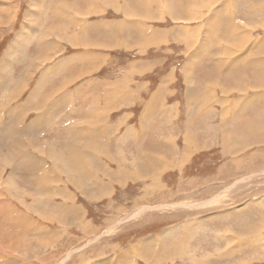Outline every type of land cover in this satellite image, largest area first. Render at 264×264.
Wrapping results in <instances>:
<instances>
[{"label": "rangeland", "instance_id": "obj_1", "mask_svg": "<svg viewBox=\"0 0 264 264\" xmlns=\"http://www.w3.org/2000/svg\"><path fill=\"white\" fill-rule=\"evenodd\" d=\"M147 1H152L150 9L148 5L143 6ZM184 1L109 0L104 5L100 0H67L66 3L62 0H0V75L1 69L14 66L9 81L17 78L14 86L18 94L16 101L15 97L8 99L11 96H6V104L0 102V120L6 127L2 133L4 137L10 135L13 125L34 127L39 120L38 125L48 132L40 134L43 140L39 144V140H33L31 135L24 136L30 137L32 151L23 149V157L28 152L35 156L39 153V159L43 156L42 162L33 159L31 164L23 162L21 155L5 159L11 154L6 152L7 142L0 133V150L4 153L1 155L0 151V264H44L40 248L35 243L36 233L27 234L26 229L34 230L40 223L56 225L54 220L60 224L62 231L67 232L66 236L71 233L88 235L76 240V244L70 247H82L89 252L78 254L77 250H70L66 255L70 257L69 264H149L150 252L148 257L138 256L143 259L139 262L130 253L129 258H125L127 255L124 253V250H131L128 246L139 243L142 251H148L149 246H143L145 239L157 241L154 246L159 245L153 264H264V59H260L264 57V49L259 48L264 39V10L261 15L249 16L253 8L259 9L260 0H243L240 3L238 0H187L186 5ZM138 2L145 3L138 5ZM156 8L160 10V17L167 18L166 24L175 30L173 35L169 34L174 41L169 42L165 34V49L150 47L157 42L151 39L149 31L161 24L155 18ZM56 10L62 11L60 18L56 16ZM196 12L200 13L201 21H194ZM224 15L237 20L239 27L246 30L242 49L234 45L231 49H211L218 40L210 26L215 27L216 21L222 20ZM72 18L93 22L97 27L109 19L110 27L120 24L116 30L121 40L112 35L108 39L103 38L96 31L93 37H89L90 44L86 46L78 36L88 29L82 25L79 32H73L72 29L79 24L70 21ZM54 21L62 27H52L56 23ZM229 22L227 20L221 27L222 32L230 28ZM24 26H28L30 32L34 30L32 39L36 37L35 44L43 49H53L54 46L49 43L60 40L63 49L67 50L54 56L55 61L53 56L34 48L29 49L30 53L18 51L11 64L8 62L14 51L11 48L16 45L15 41ZM27 29L24 34L29 36ZM68 41L75 45L66 44ZM85 50L89 52L91 63H87L90 73L81 71L76 74L74 70H63L61 78L62 81L70 79L66 89L74 91L81 83L87 84L85 79L97 77L94 82L90 81L89 93L96 90L104 99L107 93H111L109 98L116 103L112 107L116 109L114 111L108 106L103 108L109 116L108 125L118 113L125 116V121L121 120L124 126L133 119L140 120L138 113L143 103L132 101L131 94L134 89H143L141 83L146 79L150 80L152 88L156 86L153 82L162 79L163 75L177 72L175 86L181 91L178 93L182 102L180 109L166 107L155 111L158 119L154 122L158 120L159 125L163 124L161 117L164 112H172L173 123L170 126L173 127L170 130L176 132V140L173 139L176 142L172 143L174 152L167 147L161 154L146 155L145 160L160 159L144 166L154 175L144 173L140 176L142 180L140 177L132 179L136 177L132 171H137V166H124V173L131 171L128 176L121 175L122 179L116 178L113 184L104 188L103 192L112 198L106 197L103 189L99 192L96 187L104 179L100 182L98 176L105 175L106 169L111 170L109 173L119 169L116 156H110L113 159L111 165L87 166L88 171L84 166H69L75 156V148L70 144L74 130L70 126L78 128L80 124L75 120L70 122L69 117L74 112L68 100L71 96L65 98L61 91L62 99L68 102H56L60 103V129L53 135L48 131L52 127L50 120L47 126L50 105H46L43 114L39 113L38 106L43 105L44 100L34 107L36 111H29L28 115L24 111L22 117L13 116L16 113L14 108L21 99L27 101L31 96L37 99L48 94L45 92L47 80L40 81L55 67L58 57ZM93 53L97 54L93 56ZM163 57L166 59L161 60ZM162 61L164 64L154 73L145 71L149 64ZM78 65L81 63H74L71 68ZM76 76L78 78L74 80ZM118 77L124 81V86L117 82ZM53 78L58 79V74ZM193 78L199 80L190 81L192 87L183 96V81ZM100 80L108 83H100ZM50 95H47L48 98ZM49 100L52 104V98ZM168 121L169 118L165 119L170 124ZM163 126L167 131L168 128ZM16 127L14 131L21 134ZM147 128L150 129L148 138L158 130L154 123ZM55 138L61 144V155L59 163L54 166L48 163L45 154L51 148L49 142ZM99 138L96 137L98 141ZM75 139L84 140L79 136ZM126 139L128 151H132V139L130 136ZM117 145L110 143L108 152L115 155ZM151 146H154L153 141ZM168 149L170 153H167ZM185 149H188L187 153ZM182 157H188V161L181 166ZM160 160L167 162L166 168L164 163L159 164ZM100 161L103 163L104 160ZM154 178L161 182L157 187L159 190L154 189ZM150 189L153 193L148 194ZM74 193L80 196L74 197ZM48 204L60 205L55 219L50 215ZM43 207L49 211L42 215ZM66 207L76 210V214L83 210L84 214L69 217L68 214L73 216L75 213L67 212ZM135 213L134 217L128 218ZM82 218L88 223L85 224L87 229L83 228L86 232L80 233ZM110 241H115L114 245L119 244V251H114ZM163 241L165 245L161 249ZM106 244V253L110 254L107 259L103 246ZM60 248L55 249L57 257ZM134 252L138 254L137 250ZM60 262L56 264H63L64 259Z\"/></svg>", "mask_w": 264, "mask_h": 264}, {"label": "crops", "instance_id": "obj_2", "mask_svg": "<svg viewBox=\"0 0 264 264\" xmlns=\"http://www.w3.org/2000/svg\"><path fill=\"white\" fill-rule=\"evenodd\" d=\"M100 1L103 2L104 5L108 4V2H109V0L108 1L107 0H100ZM185 1H187V0H185ZM185 1L183 2V4L186 5L187 2H185ZM238 1L240 3L243 0H238ZM62 2L66 3L67 0H62ZM151 2L152 1H147V4L145 2H138L137 4L141 5V4L145 3L143 6L148 5L149 6L148 9H150L152 7ZM129 4H131V3H129ZM263 10H264V0H260L259 9L255 10L253 8L252 11L249 12V16L255 17V15H257V14L261 15L260 13ZM159 12H160L159 8H156L155 18L161 24H159V26H157L153 30L149 31L151 33V36H152L151 39L155 40L157 42V44L156 45L152 44L150 47H158L160 49H165V45L167 44L165 34L168 36L169 42L174 41L173 38H169V34L173 35V33H175V30H174V27H172L169 24H166L167 18H165V20H164V18L160 17ZM251 13H252V16H251ZM55 14L57 17H59V16H61L62 11L56 10ZM200 16H201L200 13L196 12L194 14V18H196V19H194V21H201ZM3 17L7 18L6 16H3ZM227 20H230V22H231V23L229 22V26L231 25L230 28H232L234 26L236 28V26L239 24V22L237 20L232 19V18L224 15L222 20H220L219 22L216 21L215 27L213 25H211L210 28L214 29L215 32H213V33L215 35H217V40L221 42V44L218 45V41H217L212 46L211 49H224L226 46L228 47V44H225V43L223 44L225 39H229L231 41V43L235 42V43L230 44L231 46L229 47V49H231L233 45L237 49H240V48L242 49V47H244V42H245L246 36L243 37L242 39L239 38L240 41L238 39H237L238 41H236V38L234 39V35H233V37L232 36L230 37L228 30L226 32H222L221 27H224V24L226 23ZM70 21H72L74 24H79V26L76 25L72 29L73 32H79L82 25L86 26V28L88 29L85 34L81 33L80 36H78L80 41L86 43V46L90 44L88 42L89 40L87 38H89L90 36L93 37V33H95L96 31H99V34L103 38L108 39L109 36L112 35V36H116L118 41L121 40L119 31L116 30V29H119L120 24H116L115 27L114 26L110 27L109 19H106V21L104 20L103 22H101L99 24V27H97L93 22H91V23L82 22V21L78 20L77 18H72ZM54 22H56V21H54ZM55 26L58 28H60V26L62 27V25L59 24L58 22L54 23V26H52V27H55ZM27 27L28 26H24V28L20 31L21 34L19 33V36L17 37V39L15 41V43H16V45H14L15 47L13 46V48H11V49H14V51L12 53V57L10 56V60L8 61V62H11V64L14 63V60L12 58L16 55V53L18 51H21V53H24L25 51L27 53H30L29 49L34 48V50H38L40 53L46 52L50 56H53V60L55 61L56 55H59L62 51L67 50V49H63V46L61 45L60 40H53L49 43L50 45L54 46L53 49H43V47L38 46V43L35 44L36 37H34L31 41L28 42L29 38L33 35L34 30L32 32H30V30L27 29ZM35 28L36 27H34V29ZM235 28H234V31H235ZM26 29H27V32H29L28 33L29 36H26L24 34ZM241 30H242V32L244 31V29H241ZM244 32H246V30ZM75 36H77V35H75ZM181 37H182V34H181ZM235 37H237V35H235ZM182 40L185 41L183 37H182ZM263 40L261 41L262 45H260V49H263ZM36 41H38V40H36ZM68 42L66 44L75 45V44L71 43L72 41H70L69 43ZM213 43L214 42L212 41V44ZM241 43H242V47H241ZM116 48H121V47L116 46ZM88 53L89 52L86 50L81 51V52L75 51V52L70 53L66 57H63V58L58 57L56 60V63L54 64L55 67L50 71V73L47 76H43L40 83H42L44 80H47L48 83L46 85L45 92H48V94L51 93L49 98H52V104H51V102L47 96L48 94H44L42 97H37V99H35L34 96H31L27 101H24L21 99L19 104H17V107L14 108L16 113L13 114V112H14V110H13V112L11 114H13V116L19 115L20 117H22V113L24 111H26L25 114L28 115L29 111H36V109H34V107H36L38 105L40 100H44L45 101L44 104L43 105L39 104V106H38V108L41 110L39 113L43 114L44 110L46 108V105L47 104L50 105V111H49L50 114H49V118L47 120V126H48V122L50 120L52 123V127L48 128V131H49V134L53 135V134L57 133L60 129V103L58 102L56 104V102L62 101V100H67V99H62L63 95H61V91L64 92L65 98H68L69 96H71V99H68V100H69V104H72L71 108L74 107V112L69 117L70 122L75 120V122L79 121L80 124L78 125V128L74 127V126H70L74 130V135L72 137L73 140L70 139V144H73L72 147L75 148L74 149L75 156H74V160L70 161L69 166H84L86 168V170L88 171L87 166H102V164H104V165L106 164V166L111 165V162L113 161V159L110 156H116L115 159L117 162V166L119 167V169H117V172L109 173L111 170L106 169L105 175L98 176V177H100V182H101L102 178H104V179L102 180L101 184H99L96 187V190H98L100 192L103 189L102 190V192H103L104 188H106L108 184H113V182H115L117 179L118 180L122 179L121 175L126 176V177L128 176V174L131 171L127 170L124 173V170H123L124 166L130 165V164L137 166L140 173L138 172V170L132 171V173L134 175H136V177L133 176L132 179L138 178V176H141L144 173L151 174V172L149 170H147L144 166H150L160 159V158H156L153 161L145 160L146 155H150V154L158 155L159 153L161 154V152H163L165 150V148H167V147H169L172 150V152H174V147H172L173 144H171V143H172V140L175 139L176 132H171V130H170L173 127V126H170L173 123L171 120L172 112L171 111H167V112L165 111L164 116L161 117V120H163L162 121L163 124L159 125L158 120H157V122H154L155 119H158V117L155 115V111H156V109H158V111H160V109L163 110L166 107H168L169 109H180L179 105H181L182 102L180 103L181 100H180V96L178 95V93H180L181 91L177 85L175 86V82H176V80H178V78L176 77L177 72L174 74H173V72H169L168 74L163 75L162 76L163 78L161 77L162 79H159L160 81L158 80L159 81L158 84H157L158 81L153 82L151 79V81L154 84H156V86H154L152 88H151L152 84H151L150 80L146 79L145 81H143L146 83H143V82L141 83V87H143V89H138V90L134 89V90H132V94H131V100L132 101L143 103L142 110L138 113V114H140V117H139L140 120L137 122V120L134 121V119H133V122H130L128 125L124 126L123 125L124 122H122L121 120L125 121V116L122 113H118L116 115V117H114L112 119V122L110 123V125H108V124H106V121H107L109 116L103 110V108L105 106H108L112 111H114L116 109H114L112 107H113V104L115 102L111 101L109 98L112 95L111 93H107V98H105V99H104L102 94L96 93V90H93L89 93L90 81L94 82L97 79V77H96V79H92V78L85 79L87 84L81 83L80 85H78L76 87V89L74 91L66 89L67 86L70 84V79H69V81H67V80L62 81V78H61V75H63V72H62L63 70H64V72H69L70 70H74L76 74L81 73V71L83 73L86 72V74L90 73L89 64L87 63V61H89V59H88L89 54ZM31 54L34 55L32 53V51H31ZM96 54L97 53H93V56H95ZM99 55L102 56V54H99ZM163 59H166V58L163 57L161 60H163ZM260 59H264V57L261 56ZM28 60H29V58H28ZM74 63H81V65H78V66L71 68V65ZM163 64H164V61L157 62V63L154 62L152 64H149L145 68V71L147 73H150V72L154 73ZM13 67L14 66L11 65L10 68H6L5 70L1 69L2 73L0 75V92H1L0 95L2 93L3 94L0 96V102L4 103V104H6V101H5L6 96H11L8 99H13L15 97V101L18 98V94L15 93L17 90L14 86V84H15L14 80L17 78L13 77L14 80L9 81ZM261 70H262V65H261ZM57 74H58V79L53 78ZM169 74H172V75L168 76ZM77 78H78V76H76L74 78V80H76ZM171 80H172V82H170ZM192 80L195 82L196 81L198 82L199 79L193 78L191 80L185 79L183 81L185 83L184 89H181L183 91V96L187 93L188 89L190 87H192V84L190 83V81H192ZM99 82L105 83V84L108 83L107 81H101V80ZM117 82L119 84H121L122 86H124V81L120 77H118ZM19 83H20V81H19ZM149 85H150V87H149ZM145 91H148V92H145ZM70 92L72 94H68ZM1 98H3V99H1ZM117 101H118V99H117ZM165 101H167V103L163 104V102H165ZM80 102H82L83 104H81ZM47 108H48V106H47ZM0 112H1V110H0ZM167 118H169L168 122L170 124H167L165 122V119H167ZM34 120L37 121L38 119L34 118ZM38 122H40V120L36 122L34 127H21L19 125L18 126L13 125L11 134L4 137V133H2V131L5 132L6 127L2 124L3 121L0 120V125L3 127L2 129H0V133H1V135H3V137L6 139V142H7L6 152L11 154V155H7L5 157V159H7V157H9V156L21 155L22 161L23 162L27 161L28 164L33 163V159L37 162L42 161L43 156L41 157V159H39L38 158V156L40 155L39 153H37V155L35 156V155L30 154L28 152L23 157V153H25V152H23V149H27V150L32 151V148H30V144H29L30 137L33 140H39L38 141V144H39L40 141L43 140V138L40 136V134H43V133L47 134L48 133L44 128H42V127H40V125H38ZM115 122H117V123H115ZM152 123L156 124V126L158 127L157 128L158 130L155 132V135L152 134L151 137L148 138V135L150 133V129L147 127H150ZM163 125H165L166 128H168L167 131L165 130ZM15 127L20 130L22 135L20 133H17L14 131ZM103 134H106V135L104 136ZM26 135L27 136L31 135V136L29 138L28 137L26 138V137H24ZM76 136L84 138L83 142H80L79 140L75 139ZM99 136H100V138L98 141L96 139V137H99ZM126 136H130L132 139V142L134 145V149L132 151H128L129 146L126 143V140H127ZM56 141H57V139L55 138L51 143L49 142V145L51 146V148L47 149L46 154H45V159L47 158L49 161L48 163L52 164L54 166L59 163L60 155H61V146H60L61 144H60V142L57 143ZM152 141L154 143V146H151ZM110 143L111 144H118L116 146L117 152L115 155L110 154L108 152V148L110 147ZM157 145H159L160 148L157 149L156 148ZM32 147H33V149H35L34 145H32ZM19 148H21V149H19ZM170 149L167 150V153H170ZM160 150H162V151H160ZM185 150L184 151L187 153L188 149H185ZM154 151H159V152L155 153ZM3 154L4 153L1 151V155H3ZM164 156H165V153H163V157ZM183 158H184L185 162L181 163L182 165H184V163H186L188 161V157H182V159ZM185 158L187 160H185ZM77 159H78V161H77ZM100 160H104L103 163ZM4 163H6V162L4 161ZM160 163L161 164L164 163V165H165L167 162L160 160L159 164ZM177 164H179V163H177ZM107 175H108V178L105 179ZM151 175H154V174L152 173ZM141 180H142V178H141ZM22 193H23V190H22ZM103 194L106 197L112 198V197H110L111 195L110 194L108 195L107 192H103ZM73 196L78 197L80 195L74 193ZM48 207L50 208L51 211H49L46 207H43L41 214L43 215L49 211L50 215H53L52 217L55 219V217L57 216L56 214L59 213L60 205L55 204L52 206L51 204H48ZM66 211L67 212H73L74 210L66 207ZM74 213L75 214L73 216L70 214H68V216L69 217H76L78 215H83L84 211L80 210V213L76 214V210H75ZM81 220H83V221H81L79 224L80 225L79 226L80 233L86 232V230L84 231L83 228L87 229V227H85V224L88 223V221L84 220L83 218ZM55 221H56V225L51 226L49 224L40 223L39 226L34 230H28V228L26 229L27 234L36 233V242L35 243L40 248L39 252L42 253L44 264H56L57 262H60L62 259H64L63 264H69L70 263V261H69L70 257L69 256L66 257V255L72 249L77 250L78 254L89 252V251H85L82 247H77V248L70 247V245L74 246L76 244V242H75L76 240H82V237H85L88 235L81 236V235H76L74 233H71V234H69V236H66L67 232L62 231L61 227L59 226L60 224L57 222V220H54V222ZM92 235H90L87 238H84L83 240L84 241L87 240ZM63 240H64V242L62 243ZM146 241L153 242V240H151V239H145L143 242H146ZM114 243H115V241H110V244L113 245L114 251L117 252V251H119V247H118L119 244L114 245ZM163 243H164V241L161 242L162 247L165 245V244L163 245ZM153 244H157V241H154L153 243L143 244L145 246L146 245L149 246L148 251H142L140 243H139V245L138 244H134V245L132 244V245L128 246L129 248L131 247V250H129V253L136 260L138 258V256H141L142 254H144L146 252H150V254H151L150 260L151 261L149 264H153L154 258H156V256H157V254H156L157 249L159 247V245L154 246ZM58 246H61V248H60L61 250H60L59 256L57 257V253H56L55 249ZM103 246L105 247L104 253H105L106 259H107V257H109V255H110V254L106 253V249L108 247H107V244H106V246L105 245H103ZM83 247H86V245H83ZM123 248H127V247H123ZM136 250H137L138 254H136L134 252ZM120 251H121V249H120ZM125 258H129V257L126 256ZM139 260L142 261L143 259L138 258L137 262H139ZM60 263H62V262H60ZM197 263L201 264L200 262H197ZM86 264H99V262H93V263L89 262Z\"/></svg>", "mask_w": 264, "mask_h": 264}, {"label": "bare ground", "instance_id": "obj_3", "mask_svg": "<svg viewBox=\"0 0 264 264\" xmlns=\"http://www.w3.org/2000/svg\"><path fill=\"white\" fill-rule=\"evenodd\" d=\"M94 1H95V0H94ZM107 1H108V0H107ZM101 3H102V2H101ZM108 3H109V2H108ZM254 9H256V8H254ZM232 14H233V13H232ZM45 15H46V14L43 15V20H44V16H45ZM172 16H173V14H172ZM251 16H252V13H251ZM173 17H174V16H173ZM197 19H198V18H197ZM230 23H231V22H230ZM243 25H244V24H243ZM228 26H229V24H228ZM239 26H240V25L238 24V25L236 26V28H235V26H234V27H232L233 29H232V28H228V29H227V30L229 31L228 33H229L230 37H231V36L233 37V35H234V39L236 38V41H238L239 38L242 39L243 37H245V33H246V32H244L245 30L242 32V31H241L242 27H239ZM244 27H245V26H244ZM234 28H235V31H234ZM247 28H248V27H247ZM38 29H39V28H38ZM38 29H37V32L39 31ZM262 29H263V28H262ZM86 30H87V29H86ZM225 30H226V29H225ZM53 31H55V30H53ZM231 33H232L233 35H232ZM53 34H54V33H53ZM219 34H220V33H219ZM227 35H228V34H227ZM235 35H237V37H235ZM32 37H33V35H32L29 39H32ZM58 37H59V35H58ZM230 37H229V38H230ZM258 37L260 38L261 36L259 35ZM68 38H69V39H70V38L72 39L71 36H69ZM227 38H228V37H227ZM87 39H89V38H87ZM237 39H238V40H237ZM85 40H86V39H85ZM231 40H232V39H231ZM243 40H244V39H243ZM225 41H226V43L228 44V47L226 46V47L224 48V47L222 46L224 49H229V47L231 46L230 44L235 43V42L230 43L231 41L229 42V39H225L224 42H225ZM233 41H234V40H233ZM239 41H240V40H239ZM81 42H82V41H81ZM226 43H225V44H226ZM238 44H239V43H238ZM263 44H264V42H263ZM239 46H240V45H239ZM241 47H242V43H241ZM263 47H264V46H263ZM242 48H243V47H242ZM259 48H260V47H259ZM240 49H241V48H240ZM263 49H264V48H263ZM252 52H253V51H252ZM256 53H257V52H256ZM256 53H255V54H256ZM248 54H249V53H248ZM227 55H228V54H227ZM49 58H50V57H49ZM236 58H237V57H236ZM236 58H235V60H236ZM236 61H237V60H236ZM258 61H259V60H258ZM236 63H237V62H236ZM256 64H257V63H256ZM232 70H233V69H232ZM190 78H191V77H190ZM260 81H261V80H260ZM64 85H65V84H64ZM64 85H63V86H64ZM206 85H207V84H206ZM227 85H228V84H227ZM229 86H230V85H229ZM231 86H232V85H231ZM236 87H237V86H236ZM238 87H239V86H238ZM247 89H249V87H248ZM232 91H233V90H232ZM234 91H235V90H234ZM223 92H224V91H223ZM246 92H247V91H246ZM15 93H16V92H15ZM214 93H215V92H214ZM11 94H12V93H11ZM229 94H230V93H229ZM261 94H262V93H261ZM14 95H15V94H14ZM126 95H127V94H126ZM126 95H125V96H126ZM254 95H255V94H254ZM242 97H243V96H242ZM245 98H246V97H245ZM210 99H211V98H210ZM223 100H224V99H223ZM224 101H225V100H224ZM67 102H68V100H67ZM67 104H68V103H67ZM148 106H149V105H148ZM210 108H211V107H210ZM150 110H151V109H150ZM152 112H153V111H152ZM14 114H15V113H14ZM151 114H152V113H151ZM204 116H205V115H204ZM35 121H36V120H35ZM35 124H36V123H35ZM0 136H1V135H0ZM134 137H135V136H134ZM1 138H2V137H1ZM140 138H141V137H140ZM82 139H83V138H82ZM192 141H193V140H192ZM172 143H175V142L172 140ZM172 143H171V144H172ZM139 144H140V143H139ZM196 144H197V143H196ZM196 144H195V145H196ZM193 145H194V144H193ZM136 149H137V148H136ZM138 150H139V149H138ZM150 150H151V149H150ZM185 151H186V150H185ZM121 152H122V151H121ZM191 153H192V151H191ZM188 154H189V153H188ZM176 155H177V154H176ZM184 155H185V154H184ZM147 156H148V155H147ZM150 158H151V157H150ZM159 158H160V157H159ZM147 159H148V158H147ZM149 160H150V159H149ZM183 160H184V158H183ZM185 160H187V159L185 158ZM41 162H42V161H41ZM173 162H174V161H173ZM183 162H185V161H183ZM143 163H144V162H143ZM146 163H147V162H146ZM155 163H156V162H155ZM181 163H182V162H181ZM143 165H144V164H143ZM149 165H150V164H149ZM175 165H176V164H175ZM180 165L182 166V164H180ZM165 166H166V165H164V168H166ZM167 167H168V166H167ZM154 168H155V167H154ZM154 168H152V169H154ZM164 168H163V169H164ZM180 168H181V167H180ZM88 169H89V168H88ZM156 169H157V168H156ZM163 169H162V170H163ZM168 169H169V167H168ZM54 170H55V169H54ZM52 172H53V171H52ZM60 172H61V171H60ZM138 177H140V176H138ZM156 177H157V175H156ZM153 180H154L155 183H156V184L154 185V189L159 190L157 187L161 185L160 180H159V179H156V178H154ZM44 181H45V180H44ZM150 187H151V186H150ZM151 189H153V188L151 187ZM151 189H150V191L147 192L148 194L153 193V192H151ZM160 189H161V188H160ZM155 192H156V191H155ZM261 200H262V199H261ZM262 201H263V200H262ZM262 204L264 205V202H263ZM166 205H167V204H166ZM163 206H164V205H163ZM169 206L172 207V205H169ZM179 206H180V204H179ZM140 210H141V209H140ZM243 210H244V209H243ZM235 213H236V212H235ZM136 214H137V213H135V214H133V215H130V217H128V218H132V217H134ZM233 214H234V213H233ZM226 229H227V228H226ZM171 234H172V233H171ZM228 234H229V233H228ZM175 242H176V241H175ZM147 243H148V241L143 242V244H147ZM164 244H165V243H163V245H164ZM181 244H182V243H181ZM153 245H154V244H153ZM143 246H145V245H143ZM145 247H147V246H145ZM160 248L162 249V246H160ZM163 248H164V247H163ZM168 252H169V251H168ZM171 252H172V251H171ZM124 253L128 256L129 251H125V250H124ZM141 254H142V253H141ZM148 254H149V252H146V253L142 254L141 257H148ZM159 254H161V253L159 252ZM159 254H158V255H159ZM169 256H170V255H169ZM158 257H160V255H159ZM163 257H164V255H163ZM145 260H147V259H145Z\"/></svg>", "mask_w": 264, "mask_h": 264}]
</instances>
